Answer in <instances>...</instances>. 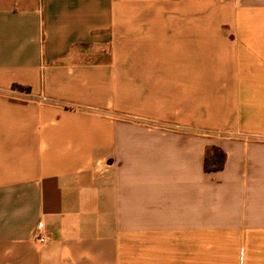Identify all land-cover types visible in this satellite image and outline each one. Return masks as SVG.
I'll return each instance as SVG.
<instances>
[{
  "label": "crops",
  "instance_id": "crops-1",
  "mask_svg": "<svg viewBox=\"0 0 264 264\" xmlns=\"http://www.w3.org/2000/svg\"><path fill=\"white\" fill-rule=\"evenodd\" d=\"M0 264H264V0H0Z\"/></svg>",
  "mask_w": 264,
  "mask_h": 264
},
{
  "label": "trees",
  "instance_id": "trees-1",
  "mask_svg": "<svg viewBox=\"0 0 264 264\" xmlns=\"http://www.w3.org/2000/svg\"><path fill=\"white\" fill-rule=\"evenodd\" d=\"M12 88L29 92L30 88L18 84H13ZM225 154L217 147H211L205 154L203 159V169L206 172L218 171L224 167Z\"/></svg>",
  "mask_w": 264,
  "mask_h": 264
},
{
  "label": "built area",
  "instance_id": "built-area-1",
  "mask_svg": "<svg viewBox=\"0 0 264 264\" xmlns=\"http://www.w3.org/2000/svg\"><path fill=\"white\" fill-rule=\"evenodd\" d=\"M37 241H38L39 244H45V243H46L45 238L42 237V236H38V237H37Z\"/></svg>",
  "mask_w": 264,
  "mask_h": 264
}]
</instances>
